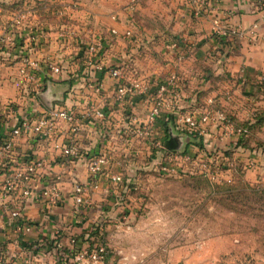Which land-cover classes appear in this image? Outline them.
Listing matches in <instances>:
<instances>
[{"label":"built area","instance_id":"built-area-1","mask_svg":"<svg viewBox=\"0 0 264 264\" xmlns=\"http://www.w3.org/2000/svg\"><path fill=\"white\" fill-rule=\"evenodd\" d=\"M130 1L131 6L137 2ZM254 2L264 22V0ZM212 3L213 0H187L190 15L194 18L209 14L214 9ZM111 19L117 20V17L112 15ZM20 20L17 17L15 22L18 24ZM210 20L211 36L221 46L225 45L226 50L233 37H241L247 32L254 35L258 27V23L248 29L230 26L217 15ZM28 28L24 29L26 33L18 43L10 34L2 37L6 44L0 39L1 48L8 43V47L18 51L17 75L22 85L31 86L21 87L14 98L0 99V206L7 214L10 235L15 239L35 230L25 215L26 206L38 200L42 214L53 215V207L66 201V193L62 190L64 184L69 189L74 223L81 225L93 209L90 193L100 190L117 192L118 187L119 194L129 192L130 184L125 175L132 173L128 171L134 166V173H138V169H147L143 168L144 165L169 174L176 169L173 164L181 167L184 164L191 166L190 172L210 181L232 180L227 170L238 157L234 152L232 157L225 155L220 148L236 146L238 139L247 137L249 131L245 125L232 119L233 115L221 106L216 95L206 96L202 102L196 101V97L190 99L183 90L181 75L174 70L164 78L151 81L138 72L132 55L107 65L99 59L103 48L97 38L83 46V68L68 75L70 87L64 100L47 107L38 97L43 90L39 85L43 86L45 79L57 81L63 70L62 59L35 57L33 53L47 35L39 29L33 30L32 27L29 31ZM133 31L129 26L122 38L132 39ZM110 34L117 36L118 33L115 28H110ZM56 37L61 50L66 49L68 39L72 38L65 28L59 29ZM164 47L177 61L183 59L180 39H169ZM4 66V59H0V73ZM104 76L114 81L111 91L106 90ZM260 83L264 85L263 80ZM103 101H110V105H102ZM185 101H188L187 108L182 109ZM169 124L179 134L202 141V147L193 145L192 153L185 152V149H167L164 141ZM89 133L95 134V142L84 147L81 140ZM209 140L220 145L212 146ZM22 146L24 150H21ZM236 150L244 152L241 146ZM138 160L144 163H137ZM79 165L82 166L80 171ZM254 166L247 157L244 167L252 170ZM77 171L84 174L82 179L76 176ZM101 177H105L104 180ZM99 213L78 235L65 234L69 228L65 223L55 227L49 243L57 264H105L109 258L104 239L106 220ZM44 246L46 244L35 241L20 264H34L35 250ZM17 254H7L6 258L11 261ZM3 259L5 256L0 253V262Z\"/></svg>","mask_w":264,"mask_h":264},{"label":"rangeland","instance_id":"rangeland-1","mask_svg":"<svg viewBox=\"0 0 264 264\" xmlns=\"http://www.w3.org/2000/svg\"><path fill=\"white\" fill-rule=\"evenodd\" d=\"M127 6V0H0V23L7 25L6 30L13 36L19 27L21 33L28 26L29 31L33 27L47 37L65 28L72 42L84 46L99 38L104 55L113 56L117 46L124 51L127 44L121 38L114 42V47L110 45L116 39L110 34L107 18L116 15L126 26L137 29L134 5L128 10L132 12L131 19L122 14ZM17 17L21 19L18 24ZM17 37L22 39L21 34ZM141 49L142 45L132 55L144 62ZM108 59L111 64V58ZM6 63L8 67L13 64ZM163 74L154 73L151 81ZM13 83L15 93L21 87L31 88L20 81ZM223 85L222 80L218 81V91L225 89ZM252 90V117L262 124L254 130L253 141L243 153L234 151L238 158L231 167L237 171V164H241V168L234 178L231 176V181L216 183L190 172L189 165L173 164L176 169L169 174L150 167L138 169L135 177L125 175L127 183L133 186L132 193L119 194V187L117 192L107 193L113 196L111 204L106 203L108 208L103 207L104 213H99L106 220L104 239L109 258L105 264H264V85L258 83ZM231 91L233 97L239 98V92ZM209 141L212 146L220 145ZM247 157L255 164L254 170L244 167ZM61 215L65 216L63 212ZM53 259L57 264L54 255L46 263Z\"/></svg>","mask_w":264,"mask_h":264},{"label":"crops","instance_id":"crops-1","mask_svg":"<svg viewBox=\"0 0 264 264\" xmlns=\"http://www.w3.org/2000/svg\"><path fill=\"white\" fill-rule=\"evenodd\" d=\"M129 1L130 0H127L128 6L123 10L122 14L125 13V15L131 19L129 12H132L128 10H132L133 6H131V4L129 5ZM137 2V4L135 3L136 5L134 4L133 8L135 9L133 14L135 18L138 19V24H136L137 29L135 28L133 31L134 37L132 39L127 40L122 38V33L129 27L124 24L123 20L118 18L117 20L107 18L109 19L110 28H115L118 33L117 36L111 35L112 38L114 37L116 40L113 42L111 41L112 43H110V45L114 47V42L122 38L125 41V45L127 44V49L123 51L117 46V52L114 51L116 54H112L113 56L104 55L105 53L102 51L99 59L105 64L109 63L108 58H111L112 63H118L122 59V56L132 55V52L138 51L137 48H141L142 45L144 49H141L139 53L141 54L140 56L143 57L142 59H144V62L136 59L133 55L132 57L138 72L148 79L152 80L154 73L160 74L161 72H164V74L163 77L161 76L160 78H164L169 71L174 70L181 75L183 90L185 94L189 95L190 99L195 97V93L198 91L209 90L206 96L216 95L221 106L229 110L231 114H233L235 120L253 121L252 110L254 107H251L249 101L250 99L252 101L254 99L252 96H249L251 91H246L243 85L246 83L256 85L262 82V80L264 81V22L260 19L261 12L258 6L255 5L254 0H213L212 4L214 9L211 10L209 14L198 18H194L190 15L187 0H137ZM115 6L117 7V5ZM213 15H217L222 22L230 26L237 25L242 29H248L253 23H258V27L255 29L254 35H250L247 32L241 37H233L231 46H228V50H226L225 45L221 46L219 42L211 36L210 19ZM96 26L98 27V25ZM5 28H7V25L1 22L0 39L3 43L5 42L2 41V37L10 33L9 29L5 31ZM12 28H14V26H12ZM75 28L79 30L77 27ZM14 31L15 35L13 36L12 34L11 37L15 38V41L18 43L20 41L17 36L19 34L24 35L26 31H24L25 33H21L20 27ZM51 34L33 54L41 60H46L47 58L52 59V57L57 59L60 57L62 59L63 70L61 76L57 78V81H53V83H65L69 81L67 78L70 73L79 72L80 69L83 68V45L72 42L71 38H69L66 49L61 50V47H59V39L56 37L57 33ZM172 38H178L183 43L184 57L180 61H177L174 54L164 47L165 42ZM8 46L9 44L7 43L3 48H1L2 46L0 47V59L8 61L6 64L13 63L11 67L5 65L6 67L4 66L0 73L1 100L14 98L17 93H15L16 90L13 89V87L16 86L13 82L20 81L17 72L14 70L18 65V60L16 58L18 51ZM5 51H9V53H5ZM6 55H8V57ZM12 69L14 71H12ZM44 69L42 68L41 71ZM42 73H44V71H42ZM15 76L18 80H15ZM220 80L224 83L223 88L225 89L223 91H218L217 83ZM103 82L106 90L111 91L114 83L113 79L104 76ZM42 87L44 90L45 84ZM231 90L237 94L239 92V98L236 99L233 97ZM253 92L255 91L252 90V93ZM227 95H229L228 99L226 98ZM188 101H185L182 105V109L187 108ZM102 105L108 107L110 101H103ZM94 135V133L87 134L86 137L81 140L82 145L84 147L93 145L95 142ZM23 148L24 146L21 147V150H24ZM185 149L191 151L193 145L188 143ZM139 162L144 163L141 160L137 161V163ZM80 167L82 166L79 165L78 171L82 170ZM134 168H136V166L132 167L133 170L129 169L128 172H132L129 173V175L134 173ZM143 168H148V166L146 167L143 165ZM254 169L255 166L252 170ZM78 171L76 176L82 179L84 174L82 171L80 173ZM248 171H251V169ZM248 171H246V173ZM135 176L136 172L134 173V177ZM67 177L68 176L65 175L64 178L67 179ZM104 178L105 177H101L102 180H104ZM62 190L66 193V201L61 204L62 206L59 204L53 207V215H49V217L42 214L41 202L38 200L26 206L25 215L31 220L35 230H33L31 234L20 239H15L10 235L7 214L0 206V253L5 256V259H3L0 264H20L22 257L32 249V245L35 241L44 243L46 246L39 250H35L36 256L33 259L34 264H56L54 259L52 262L49 261L46 263V260L53 255V250L49 242L51 241L55 227L60 223H65V225L69 226L65 234L73 233L78 235L84 232L86 228L84 225H87L98 212L104 213L103 207L106 206V203L111 204V199L113 197H109L107 193L110 192H105L104 190L91 192L93 209L88 212L81 225H75V220L70 213L69 189L64 184ZM95 206L99 208V210L94 208ZM61 212H63L65 216H62ZM55 213H57V215H54ZM19 249L21 250L20 254H17ZM11 253H16L17 255L10 261L6 258V255Z\"/></svg>","mask_w":264,"mask_h":264},{"label":"water","instance_id":"water-1","mask_svg":"<svg viewBox=\"0 0 264 264\" xmlns=\"http://www.w3.org/2000/svg\"><path fill=\"white\" fill-rule=\"evenodd\" d=\"M70 87V81L65 83H56L46 79L45 88L38 94L41 102L47 106L52 107L54 102H62L64 100V94ZM194 142L188 135L179 134L176 132L172 125H168L167 138L164 141V145L171 151H184L185 146L188 143Z\"/></svg>","mask_w":264,"mask_h":264},{"label":"trees","instance_id":"trees-1","mask_svg":"<svg viewBox=\"0 0 264 264\" xmlns=\"http://www.w3.org/2000/svg\"><path fill=\"white\" fill-rule=\"evenodd\" d=\"M220 42H223V41H220ZM243 87H244V89L246 91H248V92L251 91V94L249 93L250 95L249 94L248 95L253 97V95H254L253 93H255V92L252 93V88L254 87V84L246 83L245 85H243ZM259 87L260 86H258V88ZM208 91L209 90H204V91H198L197 93H195V97H196L195 100L198 101V102H202V100L204 99V97L207 95ZM232 119L237 124H239V125H245L248 128L249 133H248V136L247 137H245V138L244 137L239 138L238 141L236 142V146H233L232 148L226 147V149L220 150L221 152H223L225 155H228V156H230L231 153H233L236 150V148L239 147V146H241L243 148V150L245 151L248 148V145L253 141V133H254V130L262 124V122L260 120L258 121V119H256V117L253 118V121H249V120H246V121H238V120H235L234 117ZM193 141L194 142H191L192 145H195L197 147H202V141H196V140H193ZM220 149H222V148H220ZM186 151H187V149H185V152ZM240 165L237 164V166H239L237 168V171H235L236 170L235 168H232V167L228 168L227 171L231 174V176H233V178L236 175V173L239 172L238 170H239V168H241ZM240 172L241 173H244V171H240ZM132 190H133V186L130 185V191H131V193H132ZM262 191H264V189H262Z\"/></svg>","mask_w":264,"mask_h":264}]
</instances>
